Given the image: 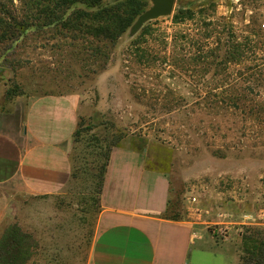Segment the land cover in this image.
Listing matches in <instances>:
<instances>
[{
    "label": "rangeland",
    "instance_id": "374dc122",
    "mask_svg": "<svg viewBox=\"0 0 264 264\" xmlns=\"http://www.w3.org/2000/svg\"><path fill=\"white\" fill-rule=\"evenodd\" d=\"M51 4L0 0L4 28L29 25L14 37L0 36V129L20 123L24 96L59 93L77 101L79 131L69 145L65 187L72 194L13 193L0 235L19 226L27 235L23 244L32 245L29 264H86L91 223L79 216L75 191L95 188L90 176L100 174L112 140L123 138L151 144L157 162L186 176L183 189L206 214L232 210L231 231L215 222L210 229L222 226L226 236L239 238L246 264L244 236L264 240V0H176L175 9L191 8L193 19L177 24L173 14L161 16L135 34L131 26L115 42L80 34L67 14L48 17ZM209 21L218 23L219 34L207 38ZM143 30L151 51L140 58L133 42ZM231 46L235 54L227 58ZM213 49L221 56L207 53Z\"/></svg>",
    "mask_w": 264,
    "mask_h": 264
},
{
    "label": "crops",
    "instance_id": "0c3cea01",
    "mask_svg": "<svg viewBox=\"0 0 264 264\" xmlns=\"http://www.w3.org/2000/svg\"><path fill=\"white\" fill-rule=\"evenodd\" d=\"M21 100L20 123L0 129V224L13 193L72 194L65 187L72 172L69 145L80 121L77 101L59 93ZM122 140L110 151L100 188L79 185L75 191L83 207L79 216L91 223L85 263L240 264V239L210 229L215 222L231 231L232 210L196 212L183 189L186 176H174L164 160L157 162L151 144L142 148Z\"/></svg>",
    "mask_w": 264,
    "mask_h": 264
},
{
    "label": "trees",
    "instance_id": "16d2710c",
    "mask_svg": "<svg viewBox=\"0 0 264 264\" xmlns=\"http://www.w3.org/2000/svg\"><path fill=\"white\" fill-rule=\"evenodd\" d=\"M53 4L51 11L47 13L48 17L59 18L64 14H67V24L72 28H76L73 25V21L77 23V27L80 30V34L86 36L95 37L98 40H109L115 42L124 32H126L135 22L137 16L143 11L147 4V0H52ZM50 8V6H49ZM74 13V15H72ZM194 11L183 5L177 7L173 13L172 20L177 24L185 23L186 20L194 18ZM15 23V21H14ZM7 27H3V21L0 18V36L1 38L14 37L15 33H24L29 25L21 21L17 27H11L10 24L5 23ZM218 23L215 21H209L205 23L207 29L205 35L207 38L212 37L214 34H219ZM212 26V28H211ZM146 31L143 30L133 42L135 45V51L138 56L144 57L150 54L151 49L148 47V43L145 38ZM191 33L184 32L181 34L182 39H188ZM188 42V41H186ZM142 44L145 46L143 47ZM190 44V42H188ZM210 42L201 46H210ZM176 46V38L173 40V48ZM190 46V45H189ZM198 47V46H197ZM200 48V47H199ZM198 48V50H199ZM232 50L229 51L227 58L231 54H235V49L231 46ZM220 49V47H218ZM208 54L214 57L221 56L215 49L208 51ZM168 59V57H167ZM168 60H174L173 57ZM222 59L217 62L221 64ZM79 131V126L74 134ZM121 138H114L110 147H108V153L105 163L102 165L103 168L99 175H91L94 177L91 182L93 186L98 190L102 184V176L105 173L110 151L113 146L120 142ZM94 188V189H95ZM26 233L22 234L19 226L9 225L6 232L3 231L0 235V264H29L31 259V243L23 244L26 239ZM242 252L247 254L246 264H264V240L258 242L254 234L244 236L242 242ZM241 256V261L243 264Z\"/></svg>",
    "mask_w": 264,
    "mask_h": 264
},
{
    "label": "water",
    "instance_id": "95a60500",
    "mask_svg": "<svg viewBox=\"0 0 264 264\" xmlns=\"http://www.w3.org/2000/svg\"><path fill=\"white\" fill-rule=\"evenodd\" d=\"M151 6L144 10L131 27V33L135 34L145 22L161 16H170L175 9L176 0H150Z\"/></svg>",
    "mask_w": 264,
    "mask_h": 264
},
{
    "label": "built area",
    "instance_id": "2783aa9c",
    "mask_svg": "<svg viewBox=\"0 0 264 264\" xmlns=\"http://www.w3.org/2000/svg\"><path fill=\"white\" fill-rule=\"evenodd\" d=\"M190 201L191 203H193L194 207H195V211L196 212H200L202 210V207L199 206V205H196L197 204V197L194 196V195H191L190 196ZM246 218H249L247 215L245 216ZM214 234H216L218 237H221V238H225L226 237V229H223V227H216L214 229H212Z\"/></svg>",
    "mask_w": 264,
    "mask_h": 264
}]
</instances>
